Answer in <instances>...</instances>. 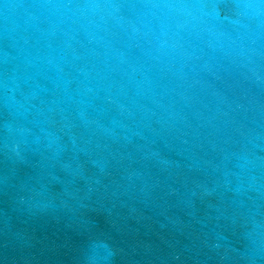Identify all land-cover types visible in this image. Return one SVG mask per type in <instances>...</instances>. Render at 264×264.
<instances>
[{
  "label": "water",
  "instance_id": "water-1",
  "mask_svg": "<svg viewBox=\"0 0 264 264\" xmlns=\"http://www.w3.org/2000/svg\"><path fill=\"white\" fill-rule=\"evenodd\" d=\"M0 264H264V0H0Z\"/></svg>",
  "mask_w": 264,
  "mask_h": 264
}]
</instances>
